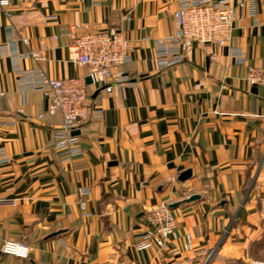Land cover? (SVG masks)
<instances>
[{
  "label": "crops",
  "instance_id": "crops-1",
  "mask_svg": "<svg viewBox=\"0 0 264 264\" xmlns=\"http://www.w3.org/2000/svg\"><path fill=\"white\" fill-rule=\"evenodd\" d=\"M244 2L232 0L237 19L227 44L192 43L165 68L153 42L174 31L176 0H18L11 16L0 13V150L8 158L0 163V243L32 248L27 258L0 253V264L264 262V88L244 78L247 65L264 66V0H255L256 25ZM70 26L125 36L129 82L110 93L88 82L86 68L68 58L62 32ZM10 35L20 54L46 44L44 59L20 58L21 68L84 77L88 103L103 115L77 130L80 156L61 159L60 116L39 118L43 94L19 91L4 46ZM232 49L244 52V64ZM185 170L189 178L180 179ZM160 203H178L169 208L178 237L136 251L146 213ZM186 233L191 248L174 253Z\"/></svg>",
  "mask_w": 264,
  "mask_h": 264
},
{
  "label": "built area",
  "instance_id": "built-area-1",
  "mask_svg": "<svg viewBox=\"0 0 264 264\" xmlns=\"http://www.w3.org/2000/svg\"><path fill=\"white\" fill-rule=\"evenodd\" d=\"M18 0H0V13L11 16L12 5ZM177 8L173 13L174 31L153 42L157 65L165 68L180 62L184 52L192 43L227 44L231 38L233 24L237 19L232 0H176ZM244 13L253 24H258L255 0H245ZM76 27L70 26L62 32L69 37L67 44L68 58L77 66L86 68L90 83L101 85L110 93L114 88L124 86L129 82L124 75L122 66L131 60L129 40L118 31L98 30L76 33ZM55 38V36H53ZM27 43V38H22ZM5 49L13 58L17 73L16 83L22 93L35 90L45 98V111L38 114H58L60 125L54 134V148L63 160H71L83 153L79 136L72 134L86 121H97L102 118V110L91 107L87 100L86 83L83 76L54 78L47 75L40 67L21 68L20 58L29 57L34 61L44 59L46 44L39 42L38 49H32L24 54L17 50V41L10 35L5 42ZM231 55L235 61L245 63V55L240 49H232ZM245 80L251 85L264 88V66L247 65ZM8 158L0 150V163ZM90 190L79 188L78 206L84 215L86 196ZM5 200L0 199V203ZM14 204L12 201H10ZM178 237L176 233V218L168 208V204L160 203L150 208L146 213V225L136 236L134 249L136 251L151 248L162 249L171 240ZM191 248V236L186 233L180 248L174 253ZM31 247L20 240L6 239L0 243V253L17 258H27ZM255 264H264L256 262Z\"/></svg>",
  "mask_w": 264,
  "mask_h": 264
},
{
  "label": "water",
  "instance_id": "water-1",
  "mask_svg": "<svg viewBox=\"0 0 264 264\" xmlns=\"http://www.w3.org/2000/svg\"><path fill=\"white\" fill-rule=\"evenodd\" d=\"M87 81L90 82L89 78H87ZM76 133H77V130L72 131V134H76ZM189 176H190V170H185L184 172H182V173L179 174V178H180V179H186V178H189ZM194 198H196V195H191V196H189V197L187 198V200H185V201H189V200H192V199H194ZM177 204H178V203H172V204H169V205H168V208H173V207H175Z\"/></svg>",
  "mask_w": 264,
  "mask_h": 264
}]
</instances>
